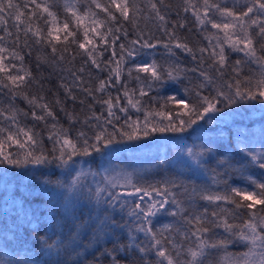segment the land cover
<instances>
[{
    "label": "trees",
    "instance_id": "1",
    "mask_svg": "<svg viewBox=\"0 0 264 264\" xmlns=\"http://www.w3.org/2000/svg\"><path fill=\"white\" fill-rule=\"evenodd\" d=\"M13 2L21 6L20 10L25 12V16L21 17V21H16L14 15L5 16L6 25H0V36L3 37V40H0V47H4L8 51L0 55L5 56V63H8L12 59L11 53L18 52L23 56L22 66L31 70L37 82L31 83L16 96H13L7 88L0 87V110L4 112V115L0 116V128H9L11 121L6 117L13 110L18 112L19 125L39 133L38 139H42L43 149L48 153L53 147L48 136L54 122L49 118L48 125L45 126L43 122L33 120L30 115L32 109L28 100L24 98L25 95L44 96L56 114L55 123L58 127L68 129L74 139L81 131L92 137L97 128L90 125L98 124L100 127H107L109 131H114L112 125L105 123L107 105L96 102L108 99L109 95L113 100L120 97L119 104L113 108V112L120 117L119 121L113 120L116 128L131 131L127 124L133 122H138L142 128L146 113L161 111V105L164 104V100L168 96H174L178 100L181 98L187 100L189 93L186 92V89L192 90L203 80L199 75L200 71L210 72L208 66L211 59L208 52L203 54L204 63L199 65L189 55L175 48L173 42L171 46L172 52H175L173 56L164 46L169 43L170 34L174 32L177 39L193 48L198 58L200 56L199 48H208V51L211 52L209 41L213 34L223 36L222 32L212 29L210 25L207 28H202L197 23L193 11H199L201 16L203 15V0H163L162 3L161 0H129V4L132 5L129 19L125 20L112 7L111 10L117 16L115 21L107 20L105 13L96 8L92 0H37V3L41 5L40 8L31 4L30 0H13ZM97 2L108 5L110 0H97ZM250 2L251 0H209L210 4H220L221 7L226 6L237 13L246 10ZM153 3L157 5L160 14L165 17V21H161L156 15L151 7ZM25 5L27 7H24ZM45 6L55 14V19L43 11ZM33 12L35 15H31ZM73 12L80 17L79 21ZM93 13L95 16L92 15ZM210 16L217 22L222 20L214 9L210 11ZM253 16H256V13L250 14L245 19H250ZM259 18L264 19V17ZM94 19L103 22V26L94 24ZM65 22L69 23V31L75 30L76 32L75 36H68L67 41L64 40L65 32L63 31ZM180 24H183L184 27H179ZM14 25H18V27ZM25 25H29L33 30L39 27L45 32L50 28L54 34L59 35L60 41H53V43L57 45L58 49H64L67 46V51L62 53L64 60H53L50 48L36 44L31 38V33H28V47H25L22 31ZM109 27L112 29L111 33L108 32ZM92 28H96L95 33L91 31ZM56 29H60V31L57 33ZM249 30L255 33L257 29L256 26H252ZM85 33L92 43L89 44L85 40ZM100 33H104L107 39L100 40ZM17 35L20 36L19 42L16 41ZM138 39L140 43L148 42L155 44L156 47L140 48V44L131 45V41ZM73 40L77 42L73 43ZM79 42H84L89 50L96 49L93 56L100 65L99 68L92 64L84 49L79 48ZM211 43L214 45L217 41L211 39ZM121 44L140 49V54L135 57V65L128 58L120 63L122 71L119 81H116L115 71L111 70L116 69L117 61L121 55ZM224 47L228 58V67L223 76L210 72L217 83L215 86L205 89V94L211 91V94L215 95L214 87H223L225 91H229L226 84L229 82L235 84L236 82L235 73L231 71L236 60L242 61L240 65L241 80L252 78L255 81L259 78L260 69L257 64L245 62L248 61V58L242 52L233 51L226 44ZM216 51L219 49L217 48ZM12 62L18 66L21 65V61L18 59L12 60ZM152 62L165 67L178 65L182 69L180 78L168 81L163 85H154L147 96L140 97L138 88L141 86L146 88L147 85H141L134 77L140 75L142 78H146L147 74L137 73L135 67ZM82 67L84 71L80 73L78 70ZM129 68H133L131 77L128 75ZM193 68H196L197 71L190 70ZM71 72H77L82 77V83L74 82ZM3 76L4 74L0 73V79ZM101 81L108 82L106 90L103 92L97 91ZM124 84H127L129 96L133 101L137 99L141 101V104L137 105L141 109L140 111L128 104V99L124 96ZM62 85L71 88L72 94L76 97L75 100L66 95L65 87ZM241 87L244 85L242 84ZM85 88L89 89L92 95L83 91ZM132 90H136L135 95H132ZM231 91L234 92V89ZM57 99L61 101V104H56ZM120 107H125L127 112H120ZM218 107H221L223 111L212 123H206L208 117H205L204 120L198 121L197 124L184 132L154 133L139 141H125L123 144L112 146V148L120 149L119 151H112L110 148L103 149L102 153L92 152L90 156H74L75 164L70 163L69 165L74 169L71 172L68 168L57 167L56 163L49 165L28 164L19 168L0 165V264H23L30 258V264H77V262L79 264H95L94 256L99 254L97 249H112L115 237H109L102 241V245L93 243L85 251V246L89 245L91 232L82 231L77 237V243L80 246L75 248L72 242V238L76 237L74 225H80L87 221L90 207H92L88 204V193L95 192L98 188L107 189V181L118 172L130 174L134 183L144 187L149 185L163 187L165 181L175 180L182 187L169 185L172 195L167 198L169 201L175 199L189 212H202L204 207H207L209 211L219 210L217 203L209 204L201 200L200 192L224 194L228 186L251 188L244 177L251 175L259 179V174L264 170L254 164H248V157L240 151L241 140L245 139L257 150L264 149L261 145V130L264 129V104L259 101H241L230 108H224L223 103ZM61 108L64 111H61ZM177 108V105L169 103L163 111L166 115L171 111V115L175 117ZM36 110L39 111V109ZM23 113H29V115L25 116ZM65 113L73 114L79 122L71 123ZM93 113L101 116V119L99 121L92 120L87 125L84 124L85 119ZM148 120L152 124L168 122L167 119L154 114H149ZM12 131H15L14 127ZM238 132H242L243 137L238 136ZM4 135L6 133L0 134V140L4 138ZM190 148L194 152H205L202 165L193 163L192 157L188 155ZM4 149L12 153L19 151L15 145L8 147L7 143L4 144ZM221 160L230 161L232 167L218 166V162ZM245 165L247 166L245 167ZM78 175L80 179L77 189L69 192L68 187L71 181ZM213 176L216 177V182L213 181ZM193 188L197 190L195 193L192 191ZM110 190L124 192L128 189L118 186ZM107 194V191H104L101 196L106 198ZM122 199L133 200L134 198L125 196ZM155 199H162V197H155ZM149 203L151 201L147 198L142 202L145 206ZM245 203H250V201H245ZM218 204L219 208L237 212L235 223L242 224L244 220L248 219V209L235 210L233 205L224 202H218ZM132 206L128 205V207ZM166 207L173 211L177 210L171 203ZM260 207L262 206L257 205L256 209L259 210ZM187 214L184 213V215ZM229 218L232 219V217ZM115 219L118 222L127 223L131 227H135L138 223L135 218L129 217L123 212H118ZM152 220L158 237L159 230L164 224L173 223L174 228H179L181 231L188 228L180 216L174 218L164 212L159 213L158 218H152ZM213 231L217 237L228 235L222 228H215ZM117 234L120 244H126V230L125 232L117 230ZM136 235L138 241L148 242L150 240V237H146L143 233ZM165 235H169V233H165ZM171 235L185 248L189 245L194 246L195 237L191 240H183L175 231ZM42 238L46 243H42ZM160 238L162 239V237ZM48 245H52V247L49 249ZM56 245H59V254H57ZM244 251H247V248L243 244H229L227 248L229 253ZM172 255L176 259H187L186 255L176 257L175 252H172ZM138 256V253L128 256L121 253L119 258L124 264H139ZM148 259L156 260L157 258L153 253ZM209 259L211 264H216L215 253ZM104 264H108V259L104 260Z\"/></svg>",
    "mask_w": 264,
    "mask_h": 264
},
{
    "label": "snow or ice",
    "instance_id": "2",
    "mask_svg": "<svg viewBox=\"0 0 264 264\" xmlns=\"http://www.w3.org/2000/svg\"><path fill=\"white\" fill-rule=\"evenodd\" d=\"M162 2L163 0H161V3ZM30 3L36 5L37 8L41 7V5L37 3V0H30ZM92 3L95 4L96 8L105 13L107 20H117V16L111 10L112 7H114L125 20H128L130 17L132 5L129 4V0H110L108 5L99 3L97 0H92ZM20 7V5L14 4L13 0H0V25H6L7 21L5 20V16L8 15H14L16 21H21V17L25 16V12L21 11ZM24 7H27V5ZM151 7L156 12L158 18L161 21H165V17L160 14L157 5L153 3ZM193 8H195L194 5ZM213 9L215 12L219 13L222 18L221 22H217L210 16V11ZM185 10L187 11V9ZM43 11L53 19L56 18L49 7L45 6ZM253 13H256V16L247 20L245 19ZM31 15H35V13L33 12ZM73 15L76 16L77 21L80 20V17L75 12H73ZM92 15L95 16L94 13ZM193 15L202 28H207V26L210 25L212 29H217L219 32H222L223 36L221 37L217 34H213L211 39H215L217 43L213 45L210 39L209 47L212 49L211 52L208 51V48H199L200 56L198 58L196 51L186 43L177 39L173 32L170 34L169 43L164 45L173 56L175 55V52L171 50L173 42L175 48L189 55L192 60L197 61L199 65L204 63L203 54L208 52L211 59V63L208 66L210 72L223 76L224 71L228 67V58L224 47L226 44L233 51L242 52L244 56L248 58V61L245 62L258 65L260 69L259 78L255 81H253L252 78L241 80L240 65L242 61L236 60L235 65L231 68V71L235 73V84L230 82L226 84L229 91H225L223 87H214L213 90L215 91V95H212L211 91L205 94L204 90L210 86H215L217 83L216 79H214L210 72L200 71L199 75L203 80L192 90L189 91L186 89V92L189 93V98L187 100L183 98L178 100L174 96L166 97L164 104L161 105V111L146 113L145 123L142 128L138 125V122L127 124V127L130 128L131 131L118 129L116 125L113 124V120L119 121L120 119V117L113 112V108L120 102V97H116L115 100H113L109 95L108 99L96 102L107 105V118H105V123L112 125L114 131H109L107 127H100L98 124L90 125L91 127L97 128V131L94 132L92 137H89L86 132L81 131L75 139L70 135L68 129L58 127L57 123H55L57 120L56 114L50 104L45 100L44 96L25 95L24 98L28 100L32 109L30 115L33 120L43 122L45 126L48 125L49 118L54 122L51 125L50 134L48 136V140L52 142L53 147L50 153L46 152L43 149L42 139H38L39 133L33 131L31 128L21 127L17 120L19 113L13 110L6 117L11 121L9 128H0V134L6 133L4 138L0 140V165L19 168L21 166H27L28 164L49 165L56 163L57 167L68 168L71 172L74 169L70 168L69 165L70 163L75 164L73 160L74 156H90L92 152L102 153L103 149L110 148L112 151H119L120 149L112 148V146L123 144L125 141H139L154 133L184 132L197 124L198 121L204 120L205 117H208L206 123H212L214 119L218 118V114L223 111L221 107H218L221 103H223L224 108H230L241 101H259L264 104V19L259 18L264 17V0H251L246 10L239 13L226 6L221 7L220 4H210L209 0H203V15L201 16L199 11H193ZM93 23L101 27L103 26V22L99 20L94 19ZM14 26L18 27V25ZM252 26H256L257 30L255 33L249 30ZM179 27H184V25L180 24ZM22 31L24 33L25 47H28V33H31V38L36 44H42L50 48L53 60H64V55L62 53L67 51V46H65L64 49L57 48V45L53 43V41L59 42L60 36L54 34L52 29L49 28L45 32L39 27L33 30L29 25H25ZM59 31L60 29H56L57 33ZM63 31L65 32V41H67L68 36H75L76 34L75 30L69 31L68 22L63 24ZM91 31L95 33L96 28H92ZM116 31H119V29H116ZM108 32H112L111 27L108 28ZM9 35H11V33H9ZM99 39L104 41L107 39V36L104 33H100ZM0 40H3L2 36H0ZM19 40L20 36L17 35L16 41L19 42ZM85 40L89 44L92 43V41L88 39L87 33H85ZM72 42L76 43L77 41L73 40ZM114 42L113 40V43ZM137 44H140V48L156 47V45L152 43H140L139 39L131 41V45L134 46ZM79 48L84 49L85 54L94 66L97 68L100 67L93 56V53L96 51L95 48L91 50L87 49L84 42H79ZM217 48L219 51H216ZM120 49L121 55L119 61H117L116 69L111 70L115 71L116 81H119L120 72L122 71L120 63L128 58V60L135 65V57L140 54V49L136 47H126L121 44ZM7 51L8 49L0 47V54L6 53ZM58 53L60 54L58 55ZM30 54L29 52V55ZM11 57L12 59L9 60L8 63H5L6 57L0 55V73L4 74L3 78L0 79V87L7 88L13 96H16L19 95L23 89L29 87L31 83H36L37 81L35 77H33L31 70L25 69L22 66L23 56L13 51ZM16 59L21 61L20 66L12 62V60ZM13 69H15V71H13ZM190 70L193 72L197 71L196 68ZM78 71L82 73L84 68L82 67ZM135 71L137 73L147 74L146 78H142L140 75L134 77L141 85H147L146 88L143 86L138 88L139 96L144 97L149 94V91L154 85H163L168 81L178 80L182 69H180L178 65L165 67L156 62H152L151 64L145 63L137 65ZM132 72L133 68H129L128 75L130 77L132 76ZM70 74L74 82L79 81L82 83V77L78 75L77 72H71ZM107 83V81H101L97 91H105ZM242 84L244 87H241ZM62 86L65 87L66 95L75 100L76 97L72 94L71 88L66 85ZM123 87L124 96L128 99V104L136 108L137 111H140L141 109L137 107V105H140L141 101L139 99L133 101L131 96H129L127 84H124ZM232 89H234V92L231 91ZM83 91L92 95V92L87 88L83 89ZM135 94L136 90H132V95ZM169 103L178 106L175 117L171 115V111H169L167 115L163 111V109L167 108ZM56 104H61V101L57 99ZM36 109H39V111ZM61 111H64V109L61 108ZM119 111L127 112V109L125 107H120ZM65 114L71 123L79 122L77 117L73 114ZM149 114L165 118L168 122L152 124L148 120ZM3 115L4 112L0 110V116ZM23 115L27 116L29 113H23ZM185 117H187V119H185ZM100 119L101 116H97L93 113L91 116L87 117L83 123L87 125L92 120L99 121ZM13 127L15 128L14 132L12 131ZM237 135L243 137L244 134L238 132ZM5 143L8 144V147L15 145L19 151L16 153L5 151ZM261 145L264 147V129L261 130ZM240 151L248 157V164H254L259 169L264 170V152L251 146L245 139L241 140ZM188 155L192 157L193 163L202 165L205 152H194L193 149L190 148L188 149ZM218 166L231 168L232 164L228 160H221L218 162ZM246 166L247 165H245V167ZM188 167H191V165H188ZM259 177V179L251 175L244 177L246 183L251 185V188L228 186L224 194L211 193L208 191L200 192L199 198L201 200L209 204L217 203V208L219 210L213 209L209 211L207 207H204L202 212H189L187 208L181 206L175 199L169 201L167 198L169 195H172L169 190V185L172 187H182V185L177 184L175 180L169 179L165 181L163 187H156L153 185L144 187L134 183L130 174L118 172L107 181V189L98 188L95 192L88 193V204L92 207H90L87 221L80 225H74L76 227V237L72 238V242L75 248H78L80 245L77 243V237L80 236L81 232H91L89 245L85 246V251H87V248L93 243L102 245V241L109 237H115L114 247L112 249H97L99 254L94 256L95 264H104L105 259H108V264H124L122 259L119 258L121 253L125 256L138 253L139 264H211L209 258L214 253L217 256L216 264H264V214H262L264 213V172L260 173ZM79 179L80 177L78 175L76 179L71 181L68 187L69 192L77 189ZM212 179L216 182L215 176H213ZM118 186L128 190L124 192L110 190ZM80 191L82 192L83 189L81 188ZM104 191L108 193L106 198L101 196V193ZM192 191L195 193L197 190L193 188ZM125 196L133 197L134 199H122V197ZM155 197H162V199H155ZM237 197L240 199H236ZM145 198L151 201V203L146 206L142 204ZM245 201H250V203H245ZM218 202L233 205L235 210L241 208L248 209V219L244 220L242 224L235 223L234 219L237 216V212L219 208ZM169 203L173 204L177 210L173 211L167 208L166 206L169 205ZM128 205L133 206L128 207ZM257 205L262 207L257 210ZM118 212H123L129 217L135 218L138 223L135 227H131L127 223L116 221L115 215ZM161 212L174 218L180 216L183 223L188 225L187 230L181 231L179 228H174L173 223L164 224L159 230L158 237L152 218H158V214ZM184 213L188 214L184 215ZM229 217H232V219ZM76 219H78V217H76ZM215 228H222L228 235L217 237L213 231ZM117 230L120 232H125L126 230V244H120ZM173 231L179 234L183 240H191L195 237L194 246L189 245L185 248L171 235ZM137 233H143L146 237H150V240L148 242L138 241ZM165 233H169V235H165ZM160 237H162V239ZM42 243H46V241H43V238ZM229 244H243L247 248V251L229 253L227 252ZM51 247L52 245H48L49 249ZM56 247L57 254H59V245H56ZM172 252L176 253V257L186 255L187 259H176L172 255ZM153 253L157 259L149 260L148 257L152 256ZM30 259L29 261L23 262V264H30ZM77 264H79V262H77Z\"/></svg>",
    "mask_w": 264,
    "mask_h": 264
},
{
    "label": "rangeland",
    "instance_id": "3",
    "mask_svg": "<svg viewBox=\"0 0 264 264\" xmlns=\"http://www.w3.org/2000/svg\"><path fill=\"white\" fill-rule=\"evenodd\" d=\"M259 151L264 152V149H261V150H259Z\"/></svg>",
    "mask_w": 264,
    "mask_h": 264
}]
</instances>
